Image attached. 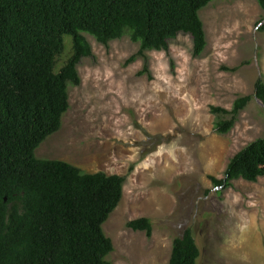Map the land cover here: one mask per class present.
<instances>
[{
	"label": "rangeland",
	"instance_id": "obj_1",
	"mask_svg": "<svg viewBox=\"0 0 264 264\" xmlns=\"http://www.w3.org/2000/svg\"><path fill=\"white\" fill-rule=\"evenodd\" d=\"M201 18L208 40L202 56L180 34L168 50L146 53L144 74L143 59L127 64L140 50L129 37L104 46L88 36L93 57L79 66L82 84L70 87L61 130L36 152L126 178L104 225L112 264H169L174 240L189 229L199 264H264V177L224 191L211 179H223L231 159L264 138V105L255 96L264 81V10L256 0H214ZM248 96L234 129L218 134L212 108L232 110ZM142 218L153 223L151 237L128 228Z\"/></svg>",
	"mask_w": 264,
	"mask_h": 264
},
{
	"label": "trees",
	"instance_id": "obj_2",
	"mask_svg": "<svg viewBox=\"0 0 264 264\" xmlns=\"http://www.w3.org/2000/svg\"><path fill=\"white\" fill-rule=\"evenodd\" d=\"M213 1L0 0V264H112L114 244L104 225L123 199L126 178L86 173L61 160L38 159L36 152L61 130L70 87L82 84L79 66L93 57L88 36L104 46L129 37L140 50L127 64L143 59L144 74L146 53L168 50L180 34L193 38L196 57L204 54L201 12ZM256 1L264 10V0ZM255 96L264 105L261 78ZM253 98H238L232 110L213 107L216 132L229 134ZM263 177L260 138L231 159L223 179H211L224 191L237 180ZM128 228L153 233L148 218ZM200 256L189 229L174 240L169 264H199Z\"/></svg>",
	"mask_w": 264,
	"mask_h": 264
}]
</instances>
